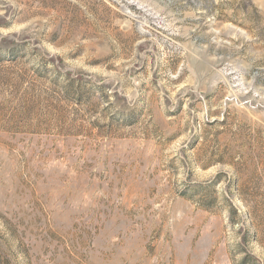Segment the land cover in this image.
<instances>
[{
    "label": "rangeland",
    "instance_id": "374dc122",
    "mask_svg": "<svg viewBox=\"0 0 264 264\" xmlns=\"http://www.w3.org/2000/svg\"><path fill=\"white\" fill-rule=\"evenodd\" d=\"M0 264H264V0H0Z\"/></svg>",
    "mask_w": 264,
    "mask_h": 264
}]
</instances>
